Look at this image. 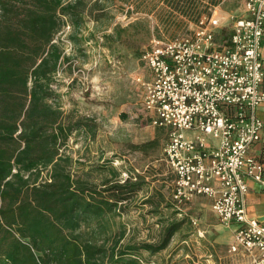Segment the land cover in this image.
<instances>
[{
  "label": "trees",
  "instance_id": "1",
  "mask_svg": "<svg viewBox=\"0 0 264 264\" xmlns=\"http://www.w3.org/2000/svg\"><path fill=\"white\" fill-rule=\"evenodd\" d=\"M99 5L0 0V264H141L143 251H164L180 231V224L165 228L158 245L124 244L126 228L116 219L145 178L97 186L76 176L63 152L74 134L94 126L56 104L54 79L69 61L58 35L70 22L78 44ZM258 158L264 165V143Z\"/></svg>",
  "mask_w": 264,
  "mask_h": 264
},
{
  "label": "rangeland",
  "instance_id": "2",
  "mask_svg": "<svg viewBox=\"0 0 264 264\" xmlns=\"http://www.w3.org/2000/svg\"><path fill=\"white\" fill-rule=\"evenodd\" d=\"M99 2L97 19L86 17L78 44L70 40V22L58 35L69 61L54 79L56 104L94 126L74 134L63 148L74 162L72 172L97 186L109 179L123 183L128 176L145 178L143 191L122 206V216L116 219L126 228L124 244L158 245L165 228L180 224L167 249L156 255L143 251L141 264H249L229 252L234 228L220 222L211 200L198 198L182 211L175 207V176L164 156L168 130L154 127L144 110V84L151 71L142 60L153 40L191 35L202 19L213 15L220 19L217 43H224L234 22L245 14L247 0ZM109 35L113 38L107 39ZM150 142L145 152L137 149ZM254 149L259 156L258 146ZM148 198H154L152 204H145ZM251 204L260 205L258 200ZM255 206L250 210L256 211Z\"/></svg>",
  "mask_w": 264,
  "mask_h": 264
},
{
  "label": "built area",
  "instance_id": "3",
  "mask_svg": "<svg viewBox=\"0 0 264 264\" xmlns=\"http://www.w3.org/2000/svg\"><path fill=\"white\" fill-rule=\"evenodd\" d=\"M219 27L213 15L191 35L153 40L142 56L151 71L144 110L154 127L168 130L175 207L208 198L220 222L234 228L229 252L264 264V221L248 210L249 182L264 188L254 153L264 143V0H247L221 44Z\"/></svg>",
  "mask_w": 264,
  "mask_h": 264
},
{
  "label": "crops",
  "instance_id": "4",
  "mask_svg": "<svg viewBox=\"0 0 264 264\" xmlns=\"http://www.w3.org/2000/svg\"><path fill=\"white\" fill-rule=\"evenodd\" d=\"M262 52L264 53V38L262 41ZM258 149L259 151H261V146L260 147L258 146ZM249 186H250V192L248 196V210L253 217L259 218L261 221H264V219L262 218V216H264V194L260 193L264 189L260 188L258 184L251 181L249 182ZM250 200H258L260 205H256V206L253 204L249 205ZM250 206H255L258 208L256 211H251ZM232 240H233V235H232L231 243Z\"/></svg>",
  "mask_w": 264,
  "mask_h": 264
}]
</instances>
